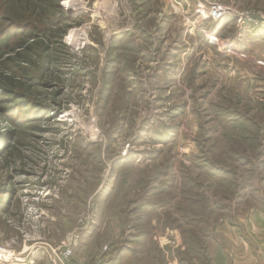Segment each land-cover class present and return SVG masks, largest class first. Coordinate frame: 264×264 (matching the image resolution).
Instances as JSON below:
<instances>
[{
  "label": "rangeland",
  "instance_id": "374dc122",
  "mask_svg": "<svg viewBox=\"0 0 264 264\" xmlns=\"http://www.w3.org/2000/svg\"><path fill=\"white\" fill-rule=\"evenodd\" d=\"M212 2L229 9L220 21L196 13ZM5 8L19 23L63 19L0 57V264H45L63 241L74 264H208L213 237L251 240L264 219V0Z\"/></svg>",
  "mask_w": 264,
  "mask_h": 264
},
{
  "label": "crops",
  "instance_id": "0c3cea01",
  "mask_svg": "<svg viewBox=\"0 0 264 264\" xmlns=\"http://www.w3.org/2000/svg\"><path fill=\"white\" fill-rule=\"evenodd\" d=\"M262 217L264 218V216ZM248 231L251 232L249 234L251 240L237 235L236 241L232 245L228 233L224 232L221 239L213 237L208 240L204 250L207 263L264 264V219L261 222L252 223L248 227Z\"/></svg>",
  "mask_w": 264,
  "mask_h": 264
},
{
  "label": "trees",
  "instance_id": "16d2710c",
  "mask_svg": "<svg viewBox=\"0 0 264 264\" xmlns=\"http://www.w3.org/2000/svg\"><path fill=\"white\" fill-rule=\"evenodd\" d=\"M9 2V0H0V21H6V24H8V28L6 29H1L0 30V57L4 54L7 53L6 51H14L19 49L20 47H22L25 44V40L32 38L34 39V32H45L48 31L49 28L47 27L48 25H50V27H57V24L61 23L60 21L63 18H55L53 15L50 16L51 14H40L39 17H37V21L36 23L32 22L31 20H28V18H30L29 14L25 15V16H21V20L22 23H19L18 20L12 18L9 19L7 16V9L5 8V4ZM44 18L46 20V23L44 22ZM67 18H64V20ZM48 28V29H46ZM40 31V32H39ZM65 34V30H63V32L60 34V37L63 36ZM42 43H39L38 46L42 47ZM37 46V47H38ZM35 45H25L22 49V51H28L29 54H31V52L35 51L34 48ZM14 56H17V58H21V57H26V55H24L23 53L20 52H16L14 54ZM7 61L10 62V67L13 70H17L16 68H14V61L13 60L11 62V59H8ZM43 62H47L46 59L43 60ZM31 65H34L33 62H31ZM35 67V66H34ZM31 108H29L28 111H30ZM20 113L18 110L15 112H11L10 115H15ZM33 113H37V112H33ZM31 112H27L25 113L22 117H21V121L25 122L28 121L29 119H31L32 117H34V114ZM39 113V112H38ZM37 115V114H35ZM16 120V119H14Z\"/></svg>",
  "mask_w": 264,
  "mask_h": 264
},
{
  "label": "built area",
  "instance_id": "2783aa9c",
  "mask_svg": "<svg viewBox=\"0 0 264 264\" xmlns=\"http://www.w3.org/2000/svg\"><path fill=\"white\" fill-rule=\"evenodd\" d=\"M228 11L229 9L224 5L218 2H212L208 3L207 5H199L197 7L196 13L202 19H208L209 21L217 22L222 20ZM209 40H214V38H210ZM56 250H61V252L58 254L55 250L51 249V254L49 255V258L45 264H74L70 258L72 254V248L69 247V243H66V241L61 242ZM30 264L34 263L30 262Z\"/></svg>",
  "mask_w": 264,
  "mask_h": 264
},
{
  "label": "bare ground",
  "instance_id": "6f19581e",
  "mask_svg": "<svg viewBox=\"0 0 264 264\" xmlns=\"http://www.w3.org/2000/svg\"><path fill=\"white\" fill-rule=\"evenodd\" d=\"M63 6L65 7V9H70V7H71L70 2L67 3V1L63 2Z\"/></svg>",
  "mask_w": 264,
  "mask_h": 264
}]
</instances>
